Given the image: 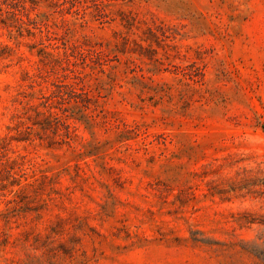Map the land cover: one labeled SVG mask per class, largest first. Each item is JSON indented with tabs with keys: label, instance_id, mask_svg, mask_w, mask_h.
I'll use <instances>...</instances> for the list:
<instances>
[{
	"label": "rangeland",
	"instance_id": "rangeland-1",
	"mask_svg": "<svg viewBox=\"0 0 264 264\" xmlns=\"http://www.w3.org/2000/svg\"><path fill=\"white\" fill-rule=\"evenodd\" d=\"M0 264H264V0H0Z\"/></svg>",
	"mask_w": 264,
	"mask_h": 264
}]
</instances>
